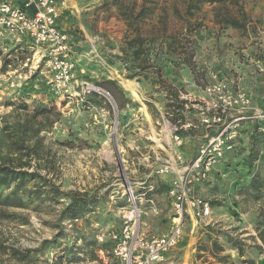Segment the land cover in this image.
<instances>
[{
	"label": "rangeland",
	"instance_id": "374dc122",
	"mask_svg": "<svg viewBox=\"0 0 264 264\" xmlns=\"http://www.w3.org/2000/svg\"><path fill=\"white\" fill-rule=\"evenodd\" d=\"M136 2L138 12L142 0ZM157 2L141 25L158 46L163 38H180L186 14L183 0ZM240 5L247 15L242 29L219 24L217 5L203 3L193 11L188 19L192 67L167 53V46L149 48L152 60L158 54L156 64L167 85H160L154 69L130 77L137 72L129 45L136 34L113 0L97 8L105 25L94 23L92 34L75 32L77 47L68 32L71 49L65 61L74 66L68 73L52 71L49 52L26 42L0 50V128L19 120L51 162L42 171L47 183L22 187L27 206L0 214V264H118L111 234L132 215V193L141 235L167 233L172 190L182 173L179 158L190 164L225 129L239 132L235 148L224 154L208 181L196 186L212 214L204 220L186 216L183 238L165 264H257L256 259L264 264V165L257 164L264 122L255 118L264 111V0ZM164 7L169 17L162 24ZM214 86L224 89L209 93ZM173 94L188 102L181 127L169 120ZM240 117L245 119L236 128L233 121ZM70 197L82 201L80 207L86 204L75 218L62 214ZM224 214L236 219L224 220Z\"/></svg>",
	"mask_w": 264,
	"mask_h": 264
},
{
	"label": "built area",
	"instance_id": "2783aa9c",
	"mask_svg": "<svg viewBox=\"0 0 264 264\" xmlns=\"http://www.w3.org/2000/svg\"><path fill=\"white\" fill-rule=\"evenodd\" d=\"M22 7L10 1L0 0V35L7 34L16 40L30 43L35 48L44 50L50 57L49 67L52 71L68 73L74 67L65 57L70 53V35L63 30V15L60 0H21ZM68 79V77H67ZM223 87H209V93L222 92ZM100 92L99 90L92 89ZM226 112L227 106H221ZM255 118L264 122V111ZM244 117L236 118V128ZM264 131V128L262 129ZM237 130L229 133L227 129L210 144L201 149L198 156L186 164L179 158L182 168L180 177L174 184L173 218L170 230L162 235L145 238L139 230L140 218L137 214V202L132 193V215L127 216L122 229L113 232L115 242L114 256L118 264H165L167 255L181 242L187 215L196 220L211 216L212 207L208 201L196 193V186L208 181L215 166L224 158L227 151L235 148ZM173 167V165H171ZM168 168V167H167ZM168 170V169H167ZM131 192V191H130ZM153 203V201H150Z\"/></svg>",
	"mask_w": 264,
	"mask_h": 264
},
{
	"label": "trees",
	"instance_id": "16d2710c",
	"mask_svg": "<svg viewBox=\"0 0 264 264\" xmlns=\"http://www.w3.org/2000/svg\"><path fill=\"white\" fill-rule=\"evenodd\" d=\"M132 3L128 4L126 0H113V6L117 7L120 16L128 23L129 28L133 30L136 37L133 38L129 45L135 49L134 58L135 63L132 68L137 72L130 77L142 76L150 69H154V73L159 77L160 85H167V82L163 79L162 72L156 64V58L158 54H155V60H152L149 54V48L163 51L167 46L169 51L167 53H176L182 64L192 67L191 61V47H190V24L188 19H191L193 11L198 10L203 3H209L217 5L216 8V20L219 24H224L234 28H245L247 15L245 14L243 7L240 5L242 0H183L185 5V16L183 31L180 34V38L177 40L162 39L157 46V39L148 37L143 30L141 22L155 13L152 5H157L158 0H142L140 10L136 12L137 2L136 0H130ZM232 7V8H231ZM174 8L175 14H180L177 7ZM238 8L235 12L233 9ZM163 12L162 24L168 19V9L161 8ZM177 45V46H176ZM157 46V47H156ZM176 46V48L174 47ZM171 88V87H170ZM174 95V96H173ZM172 104H169L168 109L172 112V117L169 118L172 124L181 127L185 122V105L188 104L186 100H181L178 94H173ZM27 110V106H24ZM17 118L15 112L11 114ZM4 126L0 128V214L4 213L5 208H25L27 206L23 197L20 194L24 193L22 188L25 184L32 181L41 182L43 185L47 183V175L43 174V170L50 169L49 160H47L44 146L40 140H33L29 132V128L23 126L22 123L15 119L13 122H4ZM264 136V134H261ZM253 158L256 159L258 152L257 137H252L251 140ZM252 165V164H251ZM12 183H16V187L10 193H5L4 189L10 186ZM71 198V203L62 211L63 215L70 218H75L77 212L81 211V202L79 203L74 197ZM262 238V237H261ZM241 257L244 256V249L241 245H235ZM12 254L16 255V251L13 250ZM26 255L24 258H28ZM244 264H255L253 260H244Z\"/></svg>",
	"mask_w": 264,
	"mask_h": 264
},
{
	"label": "crops",
	"instance_id": "0c3cea01",
	"mask_svg": "<svg viewBox=\"0 0 264 264\" xmlns=\"http://www.w3.org/2000/svg\"><path fill=\"white\" fill-rule=\"evenodd\" d=\"M5 1H10L14 5H17L19 7H22V2L21 0H5ZM62 2V19H61V26L63 30H65L67 33L69 31H72V35L74 37L73 43L78 46L80 43L79 40L76 38L75 39V32H83L85 34H92V29L91 26L94 23H98L100 27H102L104 24L103 22V14L100 13V11L97 8H100L102 3H108L110 0H60ZM74 32V34H73ZM72 35L71 38L72 39ZM24 41L21 40H16L15 38H12L11 36L7 34H1L0 35V50H7L13 49L14 47L18 46L20 43H23ZM27 44H30L26 42ZM38 53V51H36ZM242 136V134L240 133ZM244 135V134H243ZM264 149L261 151V155L259 157V160L257 161V164L264 165ZM243 167V165H241ZM263 167V166H262ZM228 176V174H227ZM226 176V177H227ZM237 180V179H236ZM240 181L242 179L239 178ZM203 192L208 190V188L202 187ZM230 203L229 201H227ZM224 220H232L236 219L231 217L229 214H224ZM192 217V216H191ZM257 264H261L260 259H256Z\"/></svg>",
	"mask_w": 264,
	"mask_h": 264
}]
</instances>
